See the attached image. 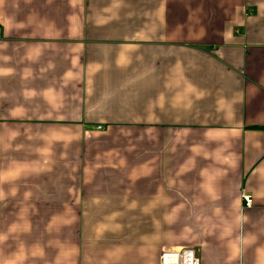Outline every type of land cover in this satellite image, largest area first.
I'll return each instance as SVG.
<instances>
[{
  "label": "crops",
  "instance_id": "0c3cea01",
  "mask_svg": "<svg viewBox=\"0 0 264 264\" xmlns=\"http://www.w3.org/2000/svg\"><path fill=\"white\" fill-rule=\"evenodd\" d=\"M183 249L264 264V0H0V264Z\"/></svg>",
  "mask_w": 264,
  "mask_h": 264
},
{
  "label": "built area",
  "instance_id": "2783aa9c",
  "mask_svg": "<svg viewBox=\"0 0 264 264\" xmlns=\"http://www.w3.org/2000/svg\"><path fill=\"white\" fill-rule=\"evenodd\" d=\"M240 199L243 207L251 206L252 199L250 195L242 192ZM160 260L161 264H199L198 256L195 250L192 249H183L176 253L161 255Z\"/></svg>",
  "mask_w": 264,
  "mask_h": 264
}]
</instances>
